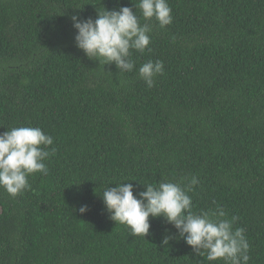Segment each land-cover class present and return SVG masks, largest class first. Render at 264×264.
<instances>
[{
    "label": "trees",
    "instance_id": "trees-1",
    "mask_svg": "<svg viewBox=\"0 0 264 264\" xmlns=\"http://www.w3.org/2000/svg\"><path fill=\"white\" fill-rule=\"evenodd\" d=\"M138 2L0 0V133L39 127L56 149L29 189L0 187V264H223L195 255L161 217L133 236L103 204L121 181L136 195L192 176L193 211L237 217L248 264H264V0H168L164 28L137 7L151 51H132L131 72L76 47L71 16ZM148 60L164 65L151 88L137 74Z\"/></svg>",
    "mask_w": 264,
    "mask_h": 264
},
{
    "label": "clouds",
    "instance_id": "clouds-1",
    "mask_svg": "<svg viewBox=\"0 0 264 264\" xmlns=\"http://www.w3.org/2000/svg\"><path fill=\"white\" fill-rule=\"evenodd\" d=\"M122 6L117 10L97 12L95 19H80L71 16L76 30L74 41L84 55L99 64H112L119 72H131L135 61L132 51L144 53L151 42L149 23H141L136 8L145 21L155 19L164 28L173 21L168 0H139L137 5ZM138 77L148 88L154 86L155 78L164 74L161 60H148L137 70ZM53 137L39 127L19 126L0 133V187L10 196L16 197L31 185L28 176L33 173L47 175L45 160L55 154ZM187 179V184L162 181L158 184H143V191L134 195L132 183H115L102 193V200L110 219L126 225L133 236L145 238L149 234V218L161 217L171 224L178 237L191 246L195 255L209 262L222 261L223 264H248L249 243L244 228H234L237 217L227 218L222 207L214 210L193 211L192 197L188 194L199 183L196 176ZM88 210L87 205L78 209ZM172 236L165 235L162 246H168Z\"/></svg>",
    "mask_w": 264,
    "mask_h": 264
}]
</instances>
